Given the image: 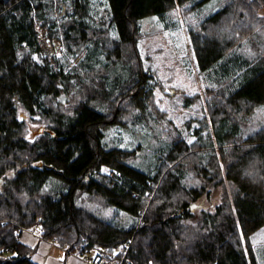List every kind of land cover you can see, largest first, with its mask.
<instances>
[{
    "label": "trees",
    "instance_id": "16d2710c",
    "mask_svg": "<svg viewBox=\"0 0 264 264\" xmlns=\"http://www.w3.org/2000/svg\"><path fill=\"white\" fill-rule=\"evenodd\" d=\"M210 1L105 0L117 40L115 51L104 52L111 63L99 76V59L88 46L69 69L43 59L36 29H52L55 6L86 15L89 0H0V264H37L33 249L19 240L37 220L39 237L56 239L67 253L130 242L122 264H258L249 237L264 226V127L243 130L242 121L253 112L242 104H264V60L229 53V39L195 38L197 65L218 86L220 101L211 106L207 137L199 134L198 144L173 142L144 170L127 163L129 152L104 144L121 113L115 102L133 96L139 108L147 95L145 78L128 66L124 52L134 43L139 21L150 15L163 19L176 5ZM228 10L210 13L206 23L217 25ZM69 27L74 40L85 31L76 15ZM89 56L93 64L84 60ZM76 86L86 89L84 101L67 113L58 109L60 92H79ZM18 105L46 119L49 130L26 139ZM103 168L114 174L104 176ZM49 180L55 185L46 194ZM219 187L221 202L214 210L193 213L191 204ZM82 193L96 195L133 223L119 227L90 215L76 204Z\"/></svg>",
    "mask_w": 264,
    "mask_h": 264
},
{
    "label": "rangeland",
    "instance_id": "374dc122",
    "mask_svg": "<svg viewBox=\"0 0 264 264\" xmlns=\"http://www.w3.org/2000/svg\"><path fill=\"white\" fill-rule=\"evenodd\" d=\"M222 7L232 12L215 26L207 24V16ZM86 9V15H79L68 6H55L52 29L36 28L42 56L43 59L50 60L51 64L61 62L65 69H69L84 57L85 47L88 46L95 50V57L99 59L100 63H97L101 66L98 72L101 76L105 73V67L111 63H108L110 60L104 52L107 49L115 51L113 43L117 40V33L108 21L105 0H89ZM75 15L85 28L78 40H74L69 33V26ZM44 29L49 30L51 35ZM137 30L134 43L125 46L124 52L130 55L128 66L140 70L145 78L144 89L147 95L139 108L134 104L133 96H129L124 102H115L121 106V113L116 125L106 131L104 144L108 148L116 147L129 152L127 163L144 170L151 168L156 154H163L173 142L198 144L199 134L206 138L209 131H212L211 106H214V102H220L215 97L218 86L197 65L195 38L216 37L218 41L229 39L233 44L229 53L235 52L250 61L264 60V3L253 0L249 4L243 0H211L205 6L190 7L187 2L168 10L163 19L155 15L143 18L139 21ZM35 58L40 60L37 56ZM113 58L115 60L116 55L113 54ZM84 60L93 64L92 56L85 57ZM97 77L96 74L94 78ZM84 81L85 85L91 86L86 76ZM74 84L72 83L73 86ZM223 86L224 84L221 85ZM75 88L81 92H60L55 101L58 109L67 113L84 101L81 93L86 89L79 86ZM55 105L53 104L54 107ZM242 105L253 112L245 122L241 120L243 130L251 133L264 127V104ZM17 113L19 119L24 121L26 139L33 140L41 132L49 130L48 122L43 117L31 116L19 105ZM101 172L104 176L114 174L107 168H103ZM52 183L49 180L44 187L46 192H42L52 193L55 185ZM221 196V187L210 190L208 195H203L191 204L193 213L212 212L221 202ZM76 204L90 215L119 227H128L133 223L132 218L107 206L96 195L82 193L77 196ZM187 223L193 228L198 226L192 220L186 221ZM24 231L26 230L22 232ZM29 231L39 234L37 229ZM249 242L258 264H264V226L249 237ZM61 248L65 250L64 246Z\"/></svg>",
    "mask_w": 264,
    "mask_h": 264
},
{
    "label": "crops",
    "instance_id": "0c3cea01",
    "mask_svg": "<svg viewBox=\"0 0 264 264\" xmlns=\"http://www.w3.org/2000/svg\"><path fill=\"white\" fill-rule=\"evenodd\" d=\"M19 240L33 249L32 260L37 264H89L73 253L65 252L60 245L51 243L50 239H40L34 232H22Z\"/></svg>",
    "mask_w": 264,
    "mask_h": 264
},
{
    "label": "built area",
    "instance_id": "2783aa9c",
    "mask_svg": "<svg viewBox=\"0 0 264 264\" xmlns=\"http://www.w3.org/2000/svg\"><path fill=\"white\" fill-rule=\"evenodd\" d=\"M39 228V220L33 226V229ZM50 242L57 244L56 239H50ZM130 247V242L111 249L94 248L88 253H83L80 248L76 249L73 254L78 255L82 260L89 264H122L126 260V254Z\"/></svg>",
    "mask_w": 264,
    "mask_h": 264
}]
</instances>
